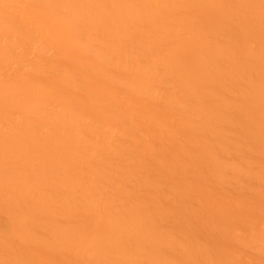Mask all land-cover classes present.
Returning <instances> with one entry per match:
<instances>
[{"label":"bare ground","instance_id":"6f19581e","mask_svg":"<svg viewBox=\"0 0 264 264\" xmlns=\"http://www.w3.org/2000/svg\"><path fill=\"white\" fill-rule=\"evenodd\" d=\"M0 264H264V0H0Z\"/></svg>","mask_w":264,"mask_h":264}]
</instances>
